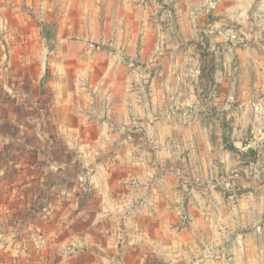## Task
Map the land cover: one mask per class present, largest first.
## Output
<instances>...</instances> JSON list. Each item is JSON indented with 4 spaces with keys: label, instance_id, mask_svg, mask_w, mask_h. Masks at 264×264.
<instances>
[{
    "label": "crops",
    "instance_id": "1",
    "mask_svg": "<svg viewBox=\"0 0 264 264\" xmlns=\"http://www.w3.org/2000/svg\"><path fill=\"white\" fill-rule=\"evenodd\" d=\"M258 1L0 0V264L62 249L43 264H264L261 187L224 197L184 176L223 162L203 60H233L231 29L256 16L257 51L235 53L251 71L233 70L242 95L264 90ZM238 108L257 121L244 136L264 143V98Z\"/></svg>",
    "mask_w": 264,
    "mask_h": 264
},
{
    "label": "rangeland",
    "instance_id": "2",
    "mask_svg": "<svg viewBox=\"0 0 264 264\" xmlns=\"http://www.w3.org/2000/svg\"><path fill=\"white\" fill-rule=\"evenodd\" d=\"M258 0H255V3H258ZM31 12V10H30ZM251 13V12H250ZM260 20V16H256L255 18H252L250 22H252V25H249L247 28L245 26V23L238 24L237 26L233 27L231 29L234 33V41L237 42V45L230 44L231 46V51L230 53L234 55L233 60H229V57H226L225 60L223 59L220 61L219 56H214L215 63H213L212 60H210V64H208V60L204 59L202 63V67L210 71L211 76L205 77L206 80V85H210L211 88L213 86L217 85L215 89L216 93V99L218 103V108L215 109V115H217V120L218 123L214 124L212 123V127L216 130V132L220 135H214V138L210 139V147L211 151H222L223 155L220 154L221 159H222V164L216 163V165L211 166L210 169L206 170V172H199L197 173L196 171H187L185 172V180L187 181H197L199 180L200 182L208 181L213 184H217V190H220L222 193V196L224 197H229L231 194H236V196L240 195V191L242 192H251L253 194H256L257 191L254 190L258 186L261 187V192L264 194V143H259L257 140H251V135H245L246 131V125L247 126H256L257 121L254 119V124H251L250 118L244 114L241 116V111L242 109L238 108V103L240 100H247L249 99L250 102L255 103L258 101L263 100L264 98V90L260 91L256 90L250 91V93H245L242 95L240 91L238 90V81L240 80V74L241 70L234 71L233 66L236 64L240 65L243 67L244 71H246L245 63L240 60V53L235 54L236 50L240 51L242 49V44L243 43H249L252 48H254L255 51H257L256 47V42L258 39L256 38L257 35H259L258 31V23ZM47 23V22H46ZM49 24H43L42 22L40 23V26L42 27L41 29V34L42 36L46 37H51L52 35V30H53V25L52 21L48 22ZM235 25V24H234ZM250 29V31H249ZM241 30L248 32V34L251 35V37L254 38H246V35H243L241 33ZM247 39H250V41H247ZM224 50L221 48L220 52H223ZM228 53V52H227ZM228 53V55L230 54ZM207 55L206 50H203L202 57H205ZM223 55V54H222ZM224 57V55H223ZM222 57V58H223ZM221 58V59H222ZM242 58V56H241ZM256 62H254V65ZM215 67L216 71H212ZM223 72V76L218 73L220 70ZM224 69H227V72H231L232 75V80L230 81L232 84V90L231 92H226L223 90V84L224 81L222 80L224 78ZM251 71V67L248 66L247 72ZM216 72V73H215ZM246 72V73H247ZM243 74V73H242ZM215 75V77H213ZM221 78V79H220ZM241 82L243 84H249L253 82H257L255 77H242ZM260 83H264V79L259 81ZM257 82V83H259ZM249 94L247 97L245 95ZM202 96L204 99L207 98L206 95H204V92L201 93V99ZM232 102V108L228 109V114L227 117L223 111V108H221V105H223L226 101ZM220 105V106H219ZM199 109V108H198ZM207 109V108H206ZM207 111V110H204ZM203 111H197L198 115L203 114ZM213 112V111H212ZM214 115V114H213ZM214 115V116H215ZM226 117V118H225ZM208 126V125H207ZM217 126V127H216ZM194 141H186V145L188 146L189 143H193ZM253 142H255L253 144ZM257 143V144H256ZM207 147V146H206ZM235 147V148H234ZM189 151V150H186ZM208 151V150H207ZM228 151L229 153L225 152ZM236 151H243V152H236ZM219 157V156H218ZM187 159V157H186ZM84 167V165L82 164ZM85 168V167H84ZM90 169L92 168V172L94 171V164H91ZM180 170L182 167H178ZM86 170V169H85ZM91 171V170H90ZM88 169L86 170L89 175H91ZM88 175V176H89ZM179 176H181V173H179ZM233 183V184H232ZM245 185L248 186L247 188L238 187L237 185ZM254 188V189H253ZM33 211H36L34 208ZM43 242V240H41ZM68 251L63 250L62 251H39L38 254L35 252L34 256H37L39 262L41 264L45 263L46 260H65L68 256ZM32 255V253H31ZM32 258V256H30ZM13 259V258H12ZM14 259H16L14 257ZM27 264V261H26Z\"/></svg>",
    "mask_w": 264,
    "mask_h": 264
},
{
    "label": "water",
    "instance_id": "3",
    "mask_svg": "<svg viewBox=\"0 0 264 264\" xmlns=\"http://www.w3.org/2000/svg\"><path fill=\"white\" fill-rule=\"evenodd\" d=\"M115 56L117 57L118 60L122 61L125 64H128V60H126L124 57L119 52L115 53Z\"/></svg>",
    "mask_w": 264,
    "mask_h": 264
},
{
    "label": "built area",
    "instance_id": "4",
    "mask_svg": "<svg viewBox=\"0 0 264 264\" xmlns=\"http://www.w3.org/2000/svg\"><path fill=\"white\" fill-rule=\"evenodd\" d=\"M222 251V250H221Z\"/></svg>",
    "mask_w": 264,
    "mask_h": 264
}]
</instances>
